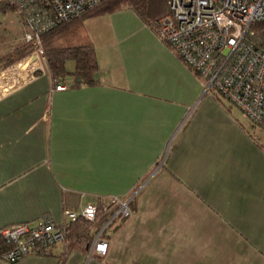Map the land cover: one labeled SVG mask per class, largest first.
I'll use <instances>...</instances> for the list:
<instances>
[{
  "label": "crops",
  "instance_id": "obj_1",
  "mask_svg": "<svg viewBox=\"0 0 264 264\" xmlns=\"http://www.w3.org/2000/svg\"><path fill=\"white\" fill-rule=\"evenodd\" d=\"M83 25L96 84L55 89L47 64L0 69V229L45 213L61 225L65 209L117 195L131 214L115 210L62 264H264V127L131 7ZM62 249L0 264H58Z\"/></svg>",
  "mask_w": 264,
  "mask_h": 264
},
{
  "label": "built area",
  "instance_id": "obj_2",
  "mask_svg": "<svg viewBox=\"0 0 264 264\" xmlns=\"http://www.w3.org/2000/svg\"><path fill=\"white\" fill-rule=\"evenodd\" d=\"M23 15L22 39L32 40L43 55L40 34L60 20L82 15L103 0H4ZM167 11L156 20L159 38L201 78L207 88L227 98L255 124L264 127V46L252 24L264 22V0H166ZM65 84L56 83L55 89ZM105 207L131 214L128 199L108 197ZM96 204L80 211L65 209V219L82 216L93 220ZM10 247L2 260L13 262L63 240L61 225L45 213L37 224L20 222L1 229ZM108 242H93L104 255Z\"/></svg>",
  "mask_w": 264,
  "mask_h": 264
},
{
  "label": "trees",
  "instance_id": "obj_3",
  "mask_svg": "<svg viewBox=\"0 0 264 264\" xmlns=\"http://www.w3.org/2000/svg\"><path fill=\"white\" fill-rule=\"evenodd\" d=\"M122 7L134 9L155 31L157 27L156 20L167 11L166 0H103L87 9L80 16L57 21L40 34L42 52L53 78V84L68 83L69 87H80L97 83L95 73L98 70V61L94 44L83 25V20L90 15L108 13ZM10 11H13L19 17V24L24 30V20L21 12L17 8L8 6L4 0H0V14L5 15ZM252 26L257 31L264 46V22H256ZM2 27V30L9 31L7 26ZM36 48L37 46L32 40L25 39L14 41L8 49L1 48L0 69L22 60L35 51ZM69 63L71 67H69ZM104 201V199H100L96 203L97 213L93 220H88L82 216H77L74 219H64L61 224L64 234L63 240L48 245L40 254H49L53 246L61 245L63 249L58 264H62L64 257L73 248L83 249L90 245L96 233L111 218L117 208V205L114 204L105 207ZM9 247L10 245L4 239L0 229V258Z\"/></svg>",
  "mask_w": 264,
  "mask_h": 264
},
{
  "label": "rangeland",
  "instance_id": "obj_4",
  "mask_svg": "<svg viewBox=\"0 0 264 264\" xmlns=\"http://www.w3.org/2000/svg\"><path fill=\"white\" fill-rule=\"evenodd\" d=\"M119 18H122L123 20H130L129 16L122 11V13H119ZM18 16L13 12L10 11L7 14H0V49H8L11 47L12 43L14 41L22 39L21 34L23 33V27L19 24ZM2 26H7L9 31L2 30ZM33 55V52L28 55L27 57L23 58L22 60L17 61L16 63H13L14 65L18 67H25L29 65L33 66H41V64L46 65L45 57L44 55H41L39 53V57L36 56V59L29 57ZM40 58V59H39ZM40 61V62H39ZM13 64H11L13 66ZM9 65V66H11ZM7 66V67H9ZM15 66V67H16ZM23 67V68H24ZM6 68V67H5Z\"/></svg>",
  "mask_w": 264,
  "mask_h": 264
}]
</instances>
